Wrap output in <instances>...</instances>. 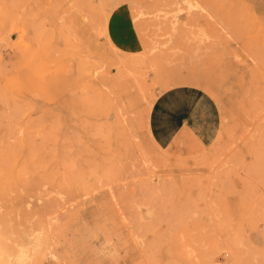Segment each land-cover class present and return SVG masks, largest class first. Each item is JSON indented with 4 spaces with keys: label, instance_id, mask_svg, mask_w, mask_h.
<instances>
[{
    "label": "rangeland",
    "instance_id": "374dc122",
    "mask_svg": "<svg viewBox=\"0 0 264 264\" xmlns=\"http://www.w3.org/2000/svg\"><path fill=\"white\" fill-rule=\"evenodd\" d=\"M179 85L211 98L217 132L161 148L150 106ZM22 249L264 264V0H0V264Z\"/></svg>",
    "mask_w": 264,
    "mask_h": 264
},
{
    "label": "crops",
    "instance_id": "0c3cea01",
    "mask_svg": "<svg viewBox=\"0 0 264 264\" xmlns=\"http://www.w3.org/2000/svg\"><path fill=\"white\" fill-rule=\"evenodd\" d=\"M120 30L123 38L119 45L124 47L130 33L125 28L116 31ZM216 119L215 103L201 88L180 85L166 89L156 97L149 114V128L154 142L165 148L188 134L207 142L217 132Z\"/></svg>",
    "mask_w": 264,
    "mask_h": 264
},
{
    "label": "bare ground",
    "instance_id": "6f19581e",
    "mask_svg": "<svg viewBox=\"0 0 264 264\" xmlns=\"http://www.w3.org/2000/svg\"><path fill=\"white\" fill-rule=\"evenodd\" d=\"M110 43V42H109ZM110 46H113V45H110ZM115 50V49H114ZM234 56V55H233ZM235 59V58H234ZM237 59V58H236ZM119 62H122V61H120L119 60ZM130 61H128V62H126V63H129ZM130 64V63H129ZM137 69V68H136ZM140 70V69H139ZM142 71V70H141ZM130 72V71H129ZM122 76H123V74H121ZM121 77V76H120ZM119 78V77H118ZM123 79V78H122ZM117 81H119V80H117ZM98 82V81H97ZM138 82V81H137ZM198 83H200V81H199V79L195 76V75H189V76H187V78H185V79H179V80H177L176 82H175V85L176 84H195V85H197ZM137 84V83H136ZM139 84H137V86H138ZM180 86V85H179ZM141 87V86H140ZM138 88V87H137ZM143 88V87H142ZM110 95H112V94H110ZM114 95V94H113ZM114 103V102H113ZM151 107V106H150ZM120 111V110H119ZM150 111V110H149ZM150 135V134H149ZM151 136V135H150ZM150 138H152V137H150ZM153 142H154V140H153ZM155 144V143H154ZM3 255H4V253H3V251L1 252ZM0 253V254H1ZM20 254H18V258H19V264H22L24 261H26V258H27V252L24 250V249H22V250H20V252H19ZM1 254V255H2ZM7 254V253H6ZM10 255V254H9ZM8 256V255H7ZM2 257V256H1ZM2 259V258H1ZM0 259V260H1ZM7 259V258H6ZM5 259V260H6ZM3 262H4V260H2ZM3 262H1V264H3ZM5 263V262H4Z\"/></svg>",
    "mask_w": 264,
    "mask_h": 264
}]
</instances>
